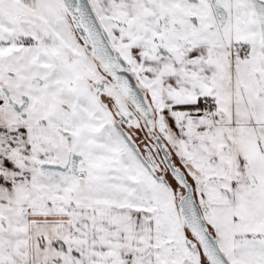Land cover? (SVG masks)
Returning a JSON list of instances; mask_svg holds the SVG:
<instances>
[{"label": "snow or ice", "instance_id": "obj_1", "mask_svg": "<svg viewBox=\"0 0 264 264\" xmlns=\"http://www.w3.org/2000/svg\"><path fill=\"white\" fill-rule=\"evenodd\" d=\"M0 264H264V0H0Z\"/></svg>", "mask_w": 264, "mask_h": 264}]
</instances>
